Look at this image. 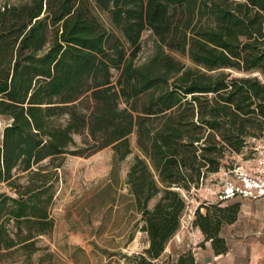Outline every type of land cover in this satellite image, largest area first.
I'll use <instances>...</instances> for the list:
<instances>
[{"label": "trees", "instance_id": "trees-1", "mask_svg": "<svg viewBox=\"0 0 264 264\" xmlns=\"http://www.w3.org/2000/svg\"><path fill=\"white\" fill-rule=\"evenodd\" d=\"M144 30L156 45L137 64ZM0 118L1 263L53 264L39 241L55 226L66 156L110 147L121 161L134 133L140 155L125 183L146 239L123 257L127 264H195L190 250L164 255L185 195L233 167L227 156L264 134V0L5 2ZM227 200L203 201L193 213L192 225L215 253L225 252L220 230L240 209Z\"/></svg>", "mask_w": 264, "mask_h": 264}, {"label": "rangeland", "instance_id": "rangeland-1", "mask_svg": "<svg viewBox=\"0 0 264 264\" xmlns=\"http://www.w3.org/2000/svg\"><path fill=\"white\" fill-rule=\"evenodd\" d=\"M24 1L0 0V5ZM100 17L109 27L107 17L103 14ZM155 45V36L150 30H144L135 62H145L152 55ZM175 56L191 65L188 59L177 54ZM2 126L3 120L0 118V130ZM74 138L79 142L80 136L75 135ZM129 141L131 153L121 161L114 160L110 147L86 157L66 156L58 170L51 211L55 226L49 235L42 236L39 241L54 253L53 264H127L123 255L140 252L145 246V234L139 230L138 215L133 211L125 183L129 165L136 155H140L134 133L130 134ZM262 143L250 140L242 153L228 155L227 163L253 164L259 154L256 147ZM224 177L220 173L206 178L198 188L185 195L187 207L180 230L190 226L189 217L197 204L195 199L206 201L204 197H215ZM151 206L152 203L149 204ZM130 235L133 238L129 241Z\"/></svg>", "mask_w": 264, "mask_h": 264}, {"label": "crops", "instance_id": "crops-1", "mask_svg": "<svg viewBox=\"0 0 264 264\" xmlns=\"http://www.w3.org/2000/svg\"><path fill=\"white\" fill-rule=\"evenodd\" d=\"M204 199L214 201V197ZM195 200L197 204L194 210L203 202L197 198ZM227 201H238L240 209L237 219L233 223L223 225L220 230L219 234L225 239L227 246L225 252L215 253L211 241L205 240L199 228L192 225V215L189 217V228H179L175 237L173 236L167 244L164 254L176 257L190 250L194 255L195 264H264V197H234ZM154 202L153 197L148 205H153Z\"/></svg>", "mask_w": 264, "mask_h": 264}, {"label": "built area", "instance_id": "built-area-1", "mask_svg": "<svg viewBox=\"0 0 264 264\" xmlns=\"http://www.w3.org/2000/svg\"><path fill=\"white\" fill-rule=\"evenodd\" d=\"M255 141L264 142V134ZM256 150L259 154L253 164L223 167L218 173L207 177L210 179L220 173L225 175L220 183V189L215 193L214 201L232 199L237 196L252 199L264 197V143L259 144ZM184 216L185 212L182 219Z\"/></svg>", "mask_w": 264, "mask_h": 264}]
</instances>
